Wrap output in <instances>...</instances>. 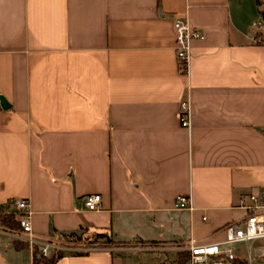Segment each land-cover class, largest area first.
Listing matches in <instances>:
<instances>
[{"label": "crops", "instance_id": "0c3cea01", "mask_svg": "<svg viewBox=\"0 0 264 264\" xmlns=\"http://www.w3.org/2000/svg\"><path fill=\"white\" fill-rule=\"evenodd\" d=\"M262 11L255 0H0V204L26 199L34 234L53 241L222 242L246 216L241 194L264 193ZM175 18L204 35L185 73ZM181 195L190 209L173 208ZM60 254L53 264H161L103 245ZM250 255L263 264L264 239ZM0 264H33L31 250L0 233Z\"/></svg>", "mask_w": 264, "mask_h": 264}, {"label": "built area", "instance_id": "2783aa9c", "mask_svg": "<svg viewBox=\"0 0 264 264\" xmlns=\"http://www.w3.org/2000/svg\"><path fill=\"white\" fill-rule=\"evenodd\" d=\"M254 26L258 25L253 23ZM175 33L174 50L176 52L179 70L185 73L188 69L191 43L194 40H203L201 30L191 26L182 18L173 20ZM256 42H264L260 34L255 36ZM178 121L181 127L190 128L191 109L188 101L182 100L179 103ZM101 196L99 194H87L84 198V205L89 211L99 209ZM12 207L19 213L18 228L7 231L6 227H0V233L8 236L14 241L26 243L30 248L37 247L40 256L47 257L51 250L61 251L63 246L51 239L34 234L28 211V201L24 198L11 200ZM239 207L246 211V216L239 221H232L223 228L224 240L218 243L199 244L195 241L179 243L182 251L189 253L187 264H236L237 256L234 246L244 244L246 251V264H252L250 255L251 244L257 240L264 239V193L241 194ZM174 209H190L191 200L187 195L177 196L173 202ZM264 264V256H263Z\"/></svg>", "mask_w": 264, "mask_h": 264}, {"label": "rangeland", "instance_id": "374dc122", "mask_svg": "<svg viewBox=\"0 0 264 264\" xmlns=\"http://www.w3.org/2000/svg\"><path fill=\"white\" fill-rule=\"evenodd\" d=\"M256 21H260L259 28L263 31L259 33L263 39H264V18L261 14H258ZM0 223V227H1ZM4 227V226H3ZM17 227L8 228L6 227L7 231L14 230ZM12 240V239H11ZM16 243V246H25L20 241H14ZM57 243H60L61 246H63V249L61 251H58L59 253H74V252H81V251H91L93 249H96L97 245H88L86 241L83 240H69L66 238H63V241H55ZM239 248H233L234 251H239L240 253H244V248L241 246H238ZM27 248L31 250V253H33V248H30L27 245ZM105 248L119 254L124 253H130V254H137L141 255V253H144V256H141L143 260H152L153 258H156L158 261L165 260V258L170 259L174 256L176 252H182L180 249L178 242H167V243H158V244H147V243H137V242H130L125 245H119V244H107ZM38 249V248H37ZM155 251L157 252V255L149 254L148 252ZM252 255L255 256V247L252 246ZM38 256L39 253H38ZM52 255H48L46 258H50ZM253 256V257H254ZM155 259V260H156ZM255 259V257H254Z\"/></svg>", "mask_w": 264, "mask_h": 264}, {"label": "trees", "instance_id": "16d2710c", "mask_svg": "<svg viewBox=\"0 0 264 264\" xmlns=\"http://www.w3.org/2000/svg\"><path fill=\"white\" fill-rule=\"evenodd\" d=\"M257 6L262 7L264 5V0H255ZM262 17L264 18V11L261 12ZM18 212L12 207L11 202L8 204H0V223L4 227L8 228H13L19 226L18 224ZM63 237L69 240H82V236L80 234H77L75 232H70L63 234ZM86 242H88V245H92L94 243H98L99 246H107V244H119V245H125L130 242H123V241H116L113 239L111 234L107 232H97L94 234L93 238H84ZM134 242L137 243H145L141 240H136ZM155 242H149L147 244H154ZM25 246H27L26 243L22 242ZM88 251H81V252H74V254H87ZM149 254L152 255H157V252L155 251H150L148 252ZM143 254V253H141ZM61 254L56 251L50 258H46L43 256H38V249L37 247H34L33 253H32V263L33 264H53ZM188 258H189V253L187 251H182V252H176L174 256L170 259L165 258V260L160 261L161 264H187L188 263ZM156 259V258H153Z\"/></svg>", "mask_w": 264, "mask_h": 264}, {"label": "water", "instance_id": "95a60500", "mask_svg": "<svg viewBox=\"0 0 264 264\" xmlns=\"http://www.w3.org/2000/svg\"><path fill=\"white\" fill-rule=\"evenodd\" d=\"M0 101H1V105L3 106V108H7V103L5 101V99L3 97L0 96Z\"/></svg>", "mask_w": 264, "mask_h": 264}]
</instances>
